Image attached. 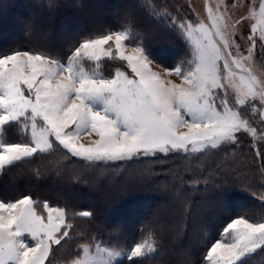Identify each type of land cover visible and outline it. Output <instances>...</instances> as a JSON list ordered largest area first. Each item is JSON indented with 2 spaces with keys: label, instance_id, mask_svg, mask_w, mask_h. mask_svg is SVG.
Instances as JSON below:
<instances>
[{
  "label": "snow or ice",
  "instance_id": "6c2138e0",
  "mask_svg": "<svg viewBox=\"0 0 264 264\" xmlns=\"http://www.w3.org/2000/svg\"><path fill=\"white\" fill-rule=\"evenodd\" d=\"M235 6L223 0L215 7L209 4V23L172 19V28L191 45V59L173 67L157 65L159 70L154 69L131 12L119 28L83 34L62 55L44 47L0 51V173L38 153L58 150L89 168L181 153L191 164L194 154L211 150L238 163L235 150L242 135L251 136L256 156L264 155L256 143L264 146V78L246 63L253 58L257 40L264 51V0L258 13L249 0L248 15L233 21L229 11ZM49 7H56L53 0ZM135 7H151L156 13L146 0H138ZM161 16L171 13L165 9ZM243 20L253 21L247 34L239 30ZM237 39L245 42L246 55ZM134 40L139 42L132 44ZM102 62L120 63L105 75ZM173 76L180 82L170 79ZM15 128L30 139L5 142V130ZM229 168L227 158L216 165V197L240 192L255 198L256 193L225 178ZM258 171L264 188V165ZM174 181L187 183L179 174ZM171 192L177 212L187 215L191 200L179 186ZM259 199L264 204V194ZM40 203L30 195L0 198V264H52L53 246L74 236L91 242L78 244L83 256L68 264H143L162 250L155 231L130 247L106 244L95 233L89 238L75 231L66 208L45 201L44 212H38ZM78 215L89 218L90 224L95 220L90 210ZM257 257H264V212L258 219L246 214L231 217L199 260L184 256L176 264H252Z\"/></svg>",
  "mask_w": 264,
  "mask_h": 264
},
{
  "label": "trees",
  "instance_id": "16d2710c",
  "mask_svg": "<svg viewBox=\"0 0 264 264\" xmlns=\"http://www.w3.org/2000/svg\"><path fill=\"white\" fill-rule=\"evenodd\" d=\"M53 2L56 7L50 8L49 0H0V51L44 47L54 54L62 55L83 34L119 28L125 22L126 14L131 12L136 31L149 49L154 62L164 67H173L186 55V49L173 33L165 28L161 29L160 26L152 27L147 22L156 18L146 9L135 7L138 0ZM108 11L116 12V15L111 17ZM152 29L155 32L153 35L150 34ZM132 42L135 44L139 40ZM114 64L116 63L109 62L106 69L112 71ZM3 135L6 137L3 136L5 142H19L23 140L24 133L20 128H15L11 131L6 129ZM157 161L154 160L155 166L152 168L154 174L149 171L152 176L148 180L134 184L125 193L121 190V185H115V180L89 181L99 173L89 174L86 170L84 172L82 162L69 156L63 159L60 150L50 154L38 153L0 174V198L15 200L30 195L35 200L64 207L74 222L77 215L78 224L82 226L80 232L89 238L95 233L106 244L119 243L130 247L145 238L149 231H155L159 234L162 250L150 258H145L143 264H176L184 256L199 260L209 244L219 238L222 227L231 217L240 214L254 217L261 208L256 198L246 193L232 192L218 199L212 180H208V184L201 182L205 177L192 175L183 180L187 183L178 185L174 181L173 173L168 174L165 171V178L162 179L159 176L164 169L159 168L161 166ZM139 162L135 168H142ZM65 170L69 172L66 177ZM193 180L201 181L193 184ZM177 186L192 202L189 213L181 216L176 207L167 216L158 215L162 199L173 197L171 190ZM89 191L93 197H98L94 198V203L82 201L85 198L84 193ZM113 198L118 199L112 201ZM106 199L109 200L106 202ZM171 201L172 204L176 203L175 198ZM206 202L214 204L197 213L195 209ZM88 210L95 213V220L91 224L89 218L78 215L79 212ZM106 218L117 222L109 224L107 222L110 220ZM81 240L85 241L82 237ZM58 249H62V246L56 248ZM252 263L264 264V257H257Z\"/></svg>",
  "mask_w": 264,
  "mask_h": 264
},
{
  "label": "rangeland",
  "instance_id": "374dc122",
  "mask_svg": "<svg viewBox=\"0 0 264 264\" xmlns=\"http://www.w3.org/2000/svg\"><path fill=\"white\" fill-rule=\"evenodd\" d=\"M219 2H221V0H146L147 5L154 6L156 8V13L152 12L151 7H147V8L142 7V8L146 9L151 16H154L156 18V19H153L154 21L152 22L147 21L152 27L160 26V28L163 30L165 28L169 30L171 33H173V35H175L179 39V42L182 44L183 48L186 49V55L181 59L183 60L185 58L191 59V57L189 56V53L191 51V45L187 44L186 41L182 40L181 36L177 33V31L172 28V24H171L172 19L190 20L193 23H197L198 21H204L205 23H209L208 17H207V6L211 4L213 7H215L217 3ZM223 2L228 5H232V4L236 5L235 7L230 8L229 17L231 20L234 21L241 16L248 15L249 0H223ZM259 3H260V0H253V4L256 8L257 13L259 12ZM165 9L169 13H171V17L161 16V13ZM109 12H110L109 15L111 17L116 15V12L108 11V13ZM252 23H253L252 20H243L241 24L239 25V30L244 34L249 33ZM154 33L155 32L152 29L150 31V34L153 35ZM133 43L134 42H132V44ZM237 43H240L242 45L241 53L246 55L247 53L245 51V48L243 47L245 42L237 39ZM128 50L131 51V45H129ZM108 63L109 62H102L101 64V69L103 70V74L105 75H107L110 71V69L108 70L106 69V65ZM114 63L118 65L120 62H114ZM246 63H250L252 70L256 75L264 78V51H261L259 40H257V48L255 50L252 60ZM157 65L159 64L154 62L153 66L155 70H159V68L156 67ZM104 67H105V70H104ZM111 69L112 71H114V68H111ZM170 79L174 80L177 83L180 82L179 79L176 78L175 76L170 77ZM254 126H257V125L254 124ZM22 133H24L23 140L19 142H24L25 140L30 139V136L28 133H25L23 131ZM3 136L4 138H6L5 135ZM241 140H242V143L240 145V148L235 150V156L237 157V160L239 161L238 163H232L231 157L227 156L226 153L220 152L217 150H211L207 154H194L191 158L192 159L191 164L189 163V161L185 160L184 154L182 153L172 154L167 158H162L161 160L157 161L159 163V166H161L159 168L161 170L164 169L161 172L159 177H161L162 179L163 177L165 178L164 174H166L165 171H167L168 174L171 172L173 173L172 174L173 178L176 174H179L180 176H182L183 180L192 175L199 176V177H205L202 180H205V179L212 180L213 179L212 174H215L217 178H220L219 173L216 170V165L221 164L227 158V160L230 163V168H229L228 176L225 178L230 179L234 181L236 184H239L245 187L250 192L256 193L255 198L258 204H260L261 208L258 211L257 215L252 218L258 219L260 214L264 212V204H262L259 199V196L261 194H264V188L261 187L262 181H261L259 171H258V169H260L261 166L264 165V155L256 156L255 150L252 147L253 141L250 135H246V136L242 135ZM87 141H88V138L85 137L82 142L86 143ZM256 143H257V146L260 147V150L264 152V146H262L261 142H256ZM60 151H61L63 159H65L67 156L71 157L70 155H66L63 152V150H60ZM54 153H57V151ZM74 159H76L79 162H82L78 160L77 158H74ZM154 160L156 159L149 158V159L140 161L139 163L142 166V168H135L136 163L138 161L102 165L100 167H91V168L87 167L85 162H82L81 164L83 165L82 167L84 168V172L86 170V172H88L89 174L90 172L92 174H96V173L100 174V175L96 174L97 176L94 175V177L90 178L89 181H92V182L97 181V180L101 181V179H109V181L115 180L116 181L115 185L116 184L121 185L122 187L121 190H123V192L126 193L129 189L134 187V184L148 180V178L152 176V174L149 171L153 172L154 174V171L152 170V168L155 166ZM201 162L203 166L197 167V165L200 164ZM185 169H188V170H185ZM82 173L83 171H81L80 174ZM64 174L66 177V175H68L69 172L65 170ZM159 180L161 179L159 178ZM201 182L204 183L203 181ZM115 185L113 184V186ZM121 195L123 196V193H121ZM84 196H85L84 200L81 197L82 201L91 202V203H94V198L95 199L98 198V197H93V194L90 191L85 192ZM173 198L174 197H170L168 199H165V198L162 199L161 201L162 207L158 215L167 216L170 213H173L175 211L174 209L177 207L176 205L177 201H175L176 203L172 204L171 200H173ZM114 199H118V198H113L112 201H114ZM108 200L106 199L105 201L107 202ZM40 202L41 203L37 206V211L44 212L43 202L45 201H40ZM48 203L51 204L50 202ZM213 204L214 202L212 203L206 202L200 205L199 207H197L195 211L197 213H200L203 209L205 210L209 209L211 205ZM51 205H54V204H51ZM54 206H58V205H54ZM103 214H105V212ZM69 215L70 214L68 212V216ZM118 215L121 216V214H118ZM74 218H75L76 223L74 222L73 218H71L70 216H69V222L75 225L74 226L75 231H79L82 226L78 224L77 215H75ZM108 219L109 218H106V220ZM109 220L110 221L107 222L109 224H113L117 222V220L116 221L112 219H109ZM85 242L90 243L91 240L84 241V240H81V237L74 236L72 239L68 240L66 243L62 241V249L56 250V248H59V246L54 245L53 253L50 256V260L52 264H68V262L71 259L77 258L78 255L83 256V252L82 250H79L78 244H82ZM92 254H95L94 248L92 249ZM46 264H48L47 261H46Z\"/></svg>",
  "mask_w": 264,
  "mask_h": 264
}]
</instances>
